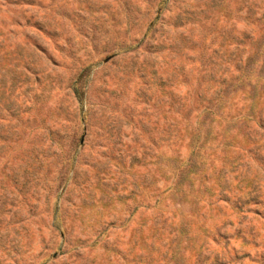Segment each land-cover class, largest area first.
<instances>
[{"label": "rangeland", "instance_id": "374dc122", "mask_svg": "<svg viewBox=\"0 0 264 264\" xmlns=\"http://www.w3.org/2000/svg\"><path fill=\"white\" fill-rule=\"evenodd\" d=\"M262 108L264 0H0V264H264Z\"/></svg>", "mask_w": 264, "mask_h": 264}, {"label": "trees", "instance_id": "16d2710c", "mask_svg": "<svg viewBox=\"0 0 264 264\" xmlns=\"http://www.w3.org/2000/svg\"><path fill=\"white\" fill-rule=\"evenodd\" d=\"M217 95H219V94L217 93ZM255 107H256L255 104H252V105H251V111H252V112H254ZM263 109H264V108H262V110H263ZM262 110H261V111H262ZM261 111H260V112H261Z\"/></svg>", "mask_w": 264, "mask_h": 264}]
</instances>
